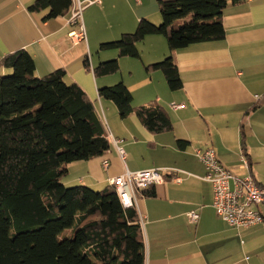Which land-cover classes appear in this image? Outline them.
Returning a JSON list of instances; mask_svg holds the SVG:
<instances>
[{"label": "crops", "instance_id": "0c3cea01", "mask_svg": "<svg viewBox=\"0 0 264 264\" xmlns=\"http://www.w3.org/2000/svg\"><path fill=\"white\" fill-rule=\"evenodd\" d=\"M35 1L0 0V61L26 50L38 78L64 70L65 82L85 91L126 153L123 161L111 143L102 157L68 165L62 183L101 191L126 171L177 169L181 182L166 175L164 183L137 191L145 264H264V224L236 230L216 215L213 186L203 180L206 169L195 153L213 148L232 174L251 175L264 185V0H227L223 40L171 52L164 36L152 35L137 45L140 59L121 58L100 46L134 33L142 20L160 25L158 0H100L90 6L91 0H73L67 15L49 21L44 20L48 11H29ZM78 1L83 41L71 37L79 31L72 21ZM169 56L183 82L178 91L170 90L162 72L145 68ZM114 59L120 70L129 69V78L95 76L97 66ZM11 71L0 65V77ZM120 82L131 91L135 107L166 110L173 130L155 134L136 115L121 118L115 103L99 95L100 89ZM179 140L186 147L180 148ZM192 211L199 215L197 222L188 218Z\"/></svg>", "mask_w": 264, "mask_h": 264}, {"label": "trees", "instance_id": "16d2710c", "mask_svg": "<svg viewBox=\"0 0 264 264\" xmlns=\"http://www.w3.org/2000/svg\"><path fill=\"white\" fill-rule=\"evenodd\" d=\"M227 3L158 0L160 25L142 20L134 33L101 44L100 51L140 59L137 45L152 35L164 36L171 52L223 40ZM72 7L73 0H36L28 9L48 11L44 20L49 21ZM0 65L12 70L0 77V264H145L143 228L135 208H125L111 186L96 192L62 183L68 165L102 157L111 149L95 104L79 85L65 82L64 70L38 78L26 50L5 56ZM145 68L162 72L170 90L183 88L173 56ZM119 71V59H114L94 73L106 77ZM99 95L115 103L121 118L136 115L151 133L173 130L162 107H135L123 82L100 89ZM177 144L184 148L187 143ZM70 229L72 238L60 240Z\"/></svg>", "mask_w": 264, "mask_h": 264}, {"label": "built area", "instance_id": "2783aa9c", "mask_svg": "<svg viewBox=\"0 0 264 264\" xmlns=\"http://www.w3.org/2000/svg\"><path fill=\"white\" fill-rule=\"evenodd\" d=\"M97 3H100V0H91L88 1L87 6ZM77 4L78 8L73 10L72 21L79 25V31L72 33L71 37L83 41L86 39L82 24L83 5L79 1ZM105 129L110 142L116 148L120 158L125 161L126 153L121 146V141L114 139L106 124ZM195 153L206 169V176L203 180L213 186V207L216 215L236 230L264 224V185L258 184L251 175L238 177L232 174L219 161L213 148L198 149ZM242 161L244 166L248 168L247 159L243 157ZM104 166L108 168L107 161L104 162ZM180 172L177 169L126 171L121 176L110 179L109 186L115 189L125 208H135L137 210L143 228L144 217L138 210L137 191L164 183L166 175L175 176V180L181 182V178L176 175ZM188 218L192 222H197L199 215L197 212L192 211L188 213Z\"/></svg>", "mask_w": 264, "mask_h": 264}, {"label": "rangeland", "instance_id": "374dc122", "mask_svg": "<svg viewBox=\"0 0 264 264\" xmlns=\"http://www.w3.org/2000/svg\"><path fill=\"white\" fill-rule=\"evenodd\" d=\"M10 74H12V71L7 75V76H9ZM124 74V76L126 77V78H129V69H121L119 72H118V76L117 77H119V78H122V75ZM97 192V191H96ZM73 234H74V230L73 229H70V230H66V231H64L60 236H59V239L60 240H65V239H70V238H72V236H73Z\"/></svg>", "mask_w": 264, "mask_h": 264}]
</instances>
